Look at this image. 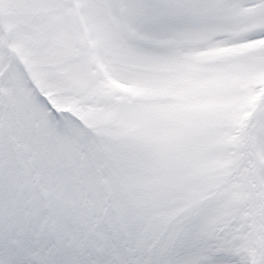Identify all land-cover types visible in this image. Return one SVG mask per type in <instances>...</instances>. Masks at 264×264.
<instances>
[{
  "label": "snow or ice",
  "instance_id": "obj_1",
  "mask_svg": "<svg viewBox=\"0 0 264 264\" xmlns=\"http://www.w3.org/2000/svg\"><path fill=\"white\" fill-rule=\"evenodd\" d=\"M0 264H264V0H0Z\"/></svg>",
  "mask_w": 264,
  "mask_h": 264
}]
</instances>
